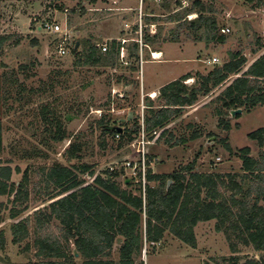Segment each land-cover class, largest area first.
<instances>
[{"label":"rangeland","instance_id":"obj_1","mask_svg":"<svg viewBox=\"0 0 264 264\" xmlns=\"http://www.w3.org/2000/svg\"><path fill=\"white\" fill-rule=\"evenodd\" d=\"M194 1L97 0L93 3L92 0H0V35L10 36L7 44L0 48V124L4 147L0 163L21 169V174L13 176L16 184L22 181L23 172L33 169L29 184V210L19 220L31 218L33 221V214L49 204L43 202L45 190L41 170L54 163L69 165L65 151L74 142L83 146L82 163L95 165L96 174L105 169L124 168L125 177L129 179L126 163L141 160L142 157L137 155L139 149L146 152L147 159H153L150 168L160 175L173 174L193 161L197 162V171L201 173L241 174L239 150L248 147L254 157L259 156L260 148L248 136L264 128V107L250 113L242 109L243 113L235 117L230 114L227 120L232 130L229 132L218 126L216 111L220 105L216 97L235 77L210 96L201 97L195 106L184 108L182 117L165 128L169 134L158 142L145 137L151 143L143 148L138 143L139 135L132 144L119 149L121 139L106 136L107 147H101L102 133L97 123L103 115L119 127L131 126L139 117L142 123L148 99L154 100L159 107L160 89L184 75L187 69L193 68L192 75H206L216 66L228 62L230 53L240 52L248 60L246 71L264 55V9L254 8L245 0H200L205 4L206 17L216 20L217 34L225 38L224 44L208 43L201 32L185 30L176 36L174 31L179 24L168 19L184 17L185 9ZM149 17H156L159 21L148 22ZM196 18L197 15L193 14L186 19L189 22ZM46 23L64 24L68 30V41L64 42L63 33L53 34L45 30ZM222 29H229L230 33L224 34ZM147 31L151 36L160 32L161 41L150 47L144 46L143 35ZM115 38L126 41L117 67H75L72 50L79 41L91 39L102 47L110 45ZM134 43L141 48L138 61L129 56ZM60 44L66 47V56L59 54ZM186 50L190 56L185 54ZM158 51L161 52L157 53L160 57L155 59ZM179 51L185 53L178 54ZM177 57H181L179 63L189 61L188 57L198 63L180 65L174 62ZM205 58L218 62L211 64V61L207 65ZM193 84L192 81L190 85ZM152 89L157 90L158 96L148 94ZM46 107L54 112L51 120L61 122L67 132L63 142L51 141L45 132L46 121L41 112ZM197 131L201 134L200 139L173 146L180 139L191 138ZM171 133L175 135L172 137ZM44 139L51 144H45ZM226 144L234 154L226 150ZM35 147L42 152L40 157L30 155L29 151ZM75 163L76 160L72 161ZM83 179L87 183L93 181L87 175ZM151 185L155 186L154 183ZM0 200L8 205V210L2 215L4 221L0 224V232L4 231L6 241L5 248L0 249V264L40 263L34 248V221L30 224L28 240L20 245L13 244L10 227L19 220L9 219L12 208L9 198ZM215 225L216 222L212 221L197 226L195 249L167 234L161 244L146 248L137 262L220 264L223 257L232 253L226 235L217 232ZM51 234L52 237L61 235L56 221ZM28 246H31L29 250ZM118 246L119 243L112 257L116 262L119 261ZM238 251L237 255L243 261L259 260L264 256L242 245ZM78 262L81 264V260Z\"/></svg>","mask_w":264,"mask_h":264},{"label":"trees","instance_id":"obj_2","mask_svg":"<svg viewBox=\"0 0 264 264\" xmlns=\"http://www.w3.org/2000/svg\"><path fill=\"white\" fill-rule=\"evenodd\" d=\"M245 1L254 8L264 9V0ZM92 2L96 3L97 0ZM206 13L205 4L195 0L191 7L185 9L184 17H170L168 21L179 24L174 31L176 36L185 30L201 32L208 43L224 44L225 38L217 34L216 20L206 17ZM193 14L197 18L188 22L187 16ZM147 21L157 23L159 20L149 17ZM135 30L138 31L137 28ZM148 33L143 35L144 46L150 47L161 41L160 32L152 36ZM9 40L10 36L0 35V48ZM122 41L113 40L106 53L91 39L79 41L80 48L75 51L74 47L72 50L75 67H117L122 48H125ZM19 42L16 41L15 45ZM140 49L139 44L134 43L129 56L138 61ZM247 63L243 53H230L228 62L216 66L207 75H198L192 86L186 84L189 75L163 86L158 97L161 104L156 107L148 99L142 123L139 117L131 126L119 127L103 115L97 123L102 133L101 147H107L106 136L115 138L116 135H120L121 139L119 149L132 144L142 133L158 142L169 134L165 128L182 117L184 108L195 106L201 97L210 96L235 77L216 97L220 105L216 111L218 126L226 132L231 131L232 126L227 118L232 111L244 109L250 113L264 107V55L244 71ZM41 113L46 121L45 132L51 141L60 143L66 140L67 132L61 122L51 120L54 112L46 107ZM158 132L161 133L156 137ZM174 135L171 133V136ZM200 138L201 134L197 131L191 138L180 139L172 145H186ZM248 138L257 143L260 154L254 157L248 147L239 150L237 155L242 162L241 174L201 173L197 171V162L193 161L173 174L160 175L151 170L153 159L149 158L145 196L141 181L125 177L124 168L105 169L96 174L95 165L81 161L83 146L77 142L71 143L65 151L69 165L54 163L41 170L45 190L43 202L49 204L32 217L34 248L36 258L40 260L36 264H79L78 260H81V264H144L142 260L137 262L144 250L161 244L167 234L195 249V229L201 223L212 221L216 222V231L226 235L232 253L229 257H223L220 264H264L263 255L259 260L245 261L237 255L240 245L264 254V128L249 134ZM51 141L44 139L45 144H51ZM225 148L234 154L228 144ZM3 149L0 124V153ZM29 153L36 157L42 155L37 147ZM74 160L77 163L72 164ZM32 170L23 172L22 181L16 184L12 179L15 173H22L21 169H12L0 163V198H9L12 206L9 210L10 220H19L29 210ZM86 175L93 178L91 183L83 179ZM169 182L171 185L168 187ZM7 210L8 205L0 200V224ZM31 221V218H25L11 225L13 244L20 245L28 240ZM55 221L61 235L52 237ZM5 243V233L1 231L0 249L5 248ZM117 243L120 244L118 262L112 259ZM27 248L29 250L31 246Z\"/></svg>","mask_w":264,"mask_h":264},{"label":"built area","instance_id":"obj_3","mask_svg":"<svg viewBox=\"0 0 264 264\" xmlns=\"http://www.w3.org/2000/svg\"><path fill=\"white\" fill-rule=\"evenodd\" d=\"M44 29L47 31H51L53 34L63 33L64 34V42L68 41V38H69L68 30L64 24L46 23L44 25ZM222 32L224 34H226V33H230V30L229 29H222ZM122 43H123V45H125L126 41L123 40ZM101 49H102L103 53H106L109 50V45L108 44L102 45ZM58 51H59V54L61 56H66L68 53L66 47H64L63 44H60L58 46ZM123 51H124V48H122L121 53H123ZM216 61H217L216 59L213 60L214 63ZM140 135L141 136H140L138 143H139V145L143 146V148H144V146L150 144L151 142L148 140L146 141V139H145L146 136L144 133H142ZM119 138H120V135H116V139H119ZM154 141L156 142V140H154ZM137 155L142 157L141 160L138 162L128 161L126 163V168L130 171V178L137 179L138 181H141L142 188H143V194L145 196V189H146V185H147V174H148V165L147 164H148L149 159L146 158V152L143 149H139Z\"/></svg>","mask_w":264,"mask_h":264},{"label":"crops","instance_id":"obj_4","mask_svg":"<svg viewBox=\"0 0 264 264\" xmlns=\"http://www.w3.org/2000/svg\"><path fill=\"white\" fill-rule=\"evenodd\" d=\"M124 2V1H123ZM122 2V3H123ZM123 6H122V4H121V6H120V8H122ZM121 38V37H120ZM120 38H115L114 40H120ZM164 44V43H163ZM183 50V49H182ZM182 50H180V51H182ZM179 51V53L178 54H184L185 52H183V53H181ZM156 53H161L160 51H158V52H156ZM185 54H188L189 55V52L186 50V53ZM190 56V55H189ZM182 57V56H181ZM181 57H177L178 58V60L176 59V60H174V62H177V63H179V59H181ZM209 59L210 58H205L204 59V61H205V63L208 65V64H210V62L211 61H213V60H211V61H209ZM187 60H189V61H186V62H183V63H179L180 65L181 64H186V65H188V64H191V63H198L197 61H195V60H191L189 57H188V59ZM171 61V60H170ZM166 62H168V60L166 61ZM165 62V63H166ZM202 62V61H201ZM218 61H216L215 63L213 62V63H211V64H216ZM196 69V68H195ZM191 70H193V68H190L189 70L187 69V72L184 74V75H181L180 77H178V78H176L177 80L178 79H180V78H182V77H184V76H187V75H189V77H190V79L189 80H187V82H186V84L188 85V86H192V85H190L191 84V82L193 81V83L195 82V80H196V78L198 77V75H204V74H200V73H197V74H195V75H192V74H190L191 73ZM212 71V70H211ZM210 71V72H211ZM209 72V73H210ZM208 73V74H209ZM207 75V74H206ZM175 81V80H174ZM173 82V81H172ZM190 82V83H189ZM171 83V82H170ZM169 84V83H168ZM223 91V90H222ZM221 91V92H222ZM220 92V93H221ZM219 93V94H220ZM148 94H153L154 96L156 95V96H158L157 95V90H155V89H152V90H150L149 92H148ZM219 94L217 95V97L219 96ZM149 96H151V98L153 99V96L152 95H149ZM153 102H154V105H156V103H155V101L154 100H152ZM195 111V110H194ZM173 137V136H172ZM156 174V173H155ZM162 175H168V174H162ZM201 224H203V223H201Z\"/></svg>","mask_w":264,"mask_h":264},{"label":"water","instance_id":"obj_5","mask_svg":"<svg viewBox=\"0 0 264 264\" xmlns=\"http://www.w3.org/2000/svg\"><path fill=\"white\" fill-rule=\"evenodd\" d=\"M78 48H79V43L76 44V46H75V51H77ZM242 113H243V111L240 109V110H237V111H232V112H231V115H232V117H235V116H237V115H241ZM118 130H119L120 132H122V129H121V128H118ZM170 185H171V182H169L168 187H169Z\"/></svg>","mask_w":264,"mask_h":264},{"label":"bare ground","instance_id":"obj_6","mask_svg":"<svg viewBox=\"0 0 264 264\" xmlns=\"http://www.w3.org/2000/svg\"><path fill=\"white\" fill-rule=\"evenodd\" d=\"M155 53H156V52H155ZM155 53H154V54H155ZM161 56H162V55H161ZM159 57H160V54H157V53H156V54L154 55V58H155V59H157V58H159ZM154 97H155V96H154Z\"/></svg>","mask_w":264,"mask_h":264}]
</instances>
